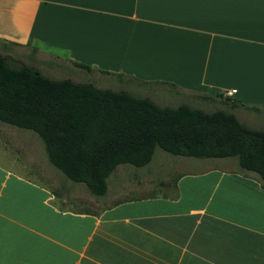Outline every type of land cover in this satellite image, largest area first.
Masks as SVG:
<instances>
[{
    "label": "crops",
    "instance_id": "obj_1",
    "mask_svg": "<svg viewBox=\"0 0 264 264\" xmlns=\"http://www.w3.org/2000/svg\"><path fill=\"white\" fill-rule=\"evenodd\" d=\"M0 54L44 75L64 63L100 87L99 74L118 89L161 83L208 100L234 88L224 105L238 99L264 114V0H0ZM0 134L10 139L1 125ZM31 144L29 160H0V264H264L254 172L180 171L153 151L143 165L117 164L86 206L72 196L81 186L46 168Z\"/></svg>",
    "mask_w": 264,
    "mask_h": 264
},
{
    "label": "trees",
    "instance_id": "obj_2",
    "mask_svg": "<svg viewBox=\"0 0 264 264\" xmlns=\"http://www.w3.org/2000/svg\"><path fill=\"white\" fill-rule=\"evenodd\" d=\"M222 96L206 95L224 103L228 97ZM231 99L227 106L241 104ZM0 121L33 130L49 163L93 195L104 193L117 164L143 165L155 147L194 157L235 156L238 169L254 172L264 186V128L246 125L232 111L158 105L124 88L50 78L25 63L12 64L4 54Z\"/></svg>",
    "mask_w": 264,
    "mask_h": 264
},
{
    "label": "rangeland",
    "instance_id": "obj_3",
    "mask_svg": "<svg viewBox=\"0 0 264 264\" xmlns=\"http://www.w3.org/2000/svg\"><path fill=\"white\" fill-rule=\"evenodd\" d=\"M62 65H54L49 66L48 72L45 73L46 76L50 78H69L73 81V78H71L72 73H79V74H85V72L82 69L71 67L68 65H64V63H61ZM108 84L106 83V80ZM104 80V81H102ZM95 81V79H94ZM86 82V81H84ZM99 84H105L107 87L118 89L120 87H117L116 81L109 77H105L101 74H99ZM154 87L149 86L148 93H145L146 91L145 86H133L135 87V91H131L134 94L146 96L149 97L151 100H153L158 105H169L174 106L178 103H187L192 106L200 107L205 111H211L216 108H226L230 111H232L236 116H238L245 124L251 126V127H257V128H264V114L263 113H254L249 110H244L242 108H239L238 106L230 107L224 105L220 101V98H216L215 100H208V99H202L200 97H192V96H184L183 93L177 92L176 90L161 84V83H154ZM245 117V118H244ZM0 125L7 128L9 131V140H0V160L5 161L6 163L10 164L11 159L14 157H17L19 159H26L29 160L32 156L30 153L29 146L32 145L35 141V146H38L42 148L43 150V144L40 139V137L31 129L28 128H22L17 127L8 123H5L3 121H0ZM6 132V131H5ZM30 134L31 138L30 140H26L23 135ZM1 135V134H0ZM6 134H3V136ZM2 136V137H3ZM36 148V149H37ZM44 152V151H43ZM159 152H163L167 154V157L170 156L175 161V164L173 167H175L176 170L180 171H194L197 169H201L203 167H207L210 165H217V166H226V167H233L234 164H237L236 157L235 156H226V157H194V156H187V155H180V154H172L169 153L160 147H155L154 149V159L157 157ZM45 159V167L49 166L51 170L54 171V173L61 179L66 180L67 182H70L71 184H77L81 187L79 188H73L72 190V196L77 197L78 199L82 200L81 203H85L86 206H91L92 203L99 202V195H93L89 192L85 184L81 181H73L66 177L58 168L53 166L49 161L44 157ZM30 164V163H29ZM128 166H135L130 163H123ZM153 167L155 169H159L161 172L166 171L167 166H170L168 164H165L164 162H157L155 163ZM23 171L30 172L32 169L28 164H24L21 166ZM136 168V167H135Z\"/></svg>",
    "mask_w": 264,
    "mask_h": 264
},
{
    "label": "built area",
    "instance_id": "obj_4",
    "mask_svg": "<svg viewBox=\"0 0 264 264\" xmlns=\"http://www.w3.org/2000/svg\"><path fill=\"white\" fill-rule=\"evenodd\" d=\"M234 90H235L234 88L226 89V90H223L222 94L227 96V95L232 94L234 92Z\"/></svg>",
    "mask_w": 264,
    "mask_h": 264
}]
</instances>
